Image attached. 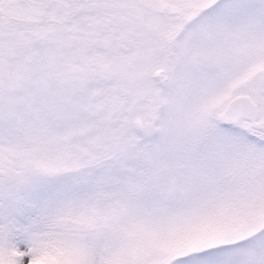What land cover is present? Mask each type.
Listing matches in <instances>:
<instances>
[{"label":"snow or ice","instance_id":"1","mask_svg":"<svg viewBox=\"0 0 264 264\" xmlns=\"http://www.w3.org/2000/svg\"><path fill=\"white\" fill-rule=\"evenodd\" d=\"M0 264H264V0H0Z\"/></svg>","mask_w":264,"mask_h":264}]
</instances>
